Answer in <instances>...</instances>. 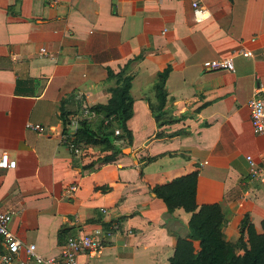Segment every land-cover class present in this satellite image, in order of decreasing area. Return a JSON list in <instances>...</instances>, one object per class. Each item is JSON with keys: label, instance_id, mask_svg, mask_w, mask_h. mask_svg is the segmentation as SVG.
Returning <instances> with one entry per match:
<instances>
[{"label": "crops", "instance_id": "crops-1", "mask_svg": "<svg viewBox=\"0 0 264 264\" xmlns=\"http://www.w3.org/2000/svg\"><path fill=\"white\" fill-rule=\"evenodd\" d=\"M200 3L210 17L197 23L187 0H0V153L15 161L0 169V211L13 212L9 230L41 256L114 224L102 252L79 255V264H168L190 214L167 213L150 189L192 172L195 204L219 206L226 245L241 236L247 246L248 226L262 234L264 173L249 180L244 158L264 167V136L252 133L246 107L259 86L264 109V0ZM240 48L252 57L236 55ZM221 54L232 57L233 72L202 69ZM124 66L130 146L71 154L60 113L67 120L106 104L114 84L106 70ZM166 68L156 126L146 102ZM100 118H89L91 129Z\"/></svg>", "mask_w": 264, "mask_h": 264}, {"label": "trees", "instance_id": "trees-1", "mask_svg": "<svg viewBox=\"0 0 264 264\" xmlns=\"http://www.w3.org/2000/svg\"><path fill=\"white\" fill-rule=\"evenodd\" d=\"M125 68L126 66L116 74L106 70V81L114 83L108 88L110 98L106 104L84 106L89 113L101 117L94 129L90 128L89 118L91 116L80 114L78 128L71 133L67 129L65 114L60 113L61 133L69 136L76 147L94 148L113 155L120 153L118 145L123 143L130 146L132 138L126 129L125 122L131 116L132 100L128 93L131 76L123 75ZM167 74L168 68L157 74L153 87L155 100L152 103L146 102L156 126H160L159 116L165 103L163 85ZM109 116H113V123L103 126L102 119ZM114 126L119 129L120 135L113 136ZM196 175V172H192L150 189L154 197L164 204L167 213L182 209L190 214L187 235L185 238L177 239L168 264H264V220L260 224L262 230L260 235L255 234L251 226L247 227V246L243 243L241 236L234 245H226L220 230L223 216L219 206L217 204L201 206L195 204ZM243 227H245V220L241 223V229ZM193 241L198 243L197 252L193 250Z\"/></svg>", "mask_w": 264, "mask_h": 264}, {"label": "built area", "instance_id": "built-area-1", "mask_svg": "<svg viewBox=\"0 0 264 264\" xmlns=\"http://www.w3.org/2000/svg\"><path fill=\"white\" fill-rule=\"evenodd\" d=\"M192 18L195 22L200 23L210 17L208 10L203 7L200 0H187ZM38 52L42 56H46L47 52L44 48H39ZM236 55L242 58H251L252 53L249 50L240 48ZM201 67L204 71H228L233 72L234 66L230 55L221 54L216 58H211L202 62ZM249 115V123L252 133L258 136H264V109L263 95L260 87L253 89L251 96L246 102ZM79 114L82 116H94L89 113L87 108L80 107L77 115H73L67 119V129L74 133L78 128ZM113 123V116L102 119V125L108 126ZM27 129L40 132L39 124L26 123ZM113 136L120 135L118 128L114 126L112 129ZM62 143L66 146L71 154H79L82 148L76 147L69 136L61 135ZM264 160V150L262 152ZM247 166V174L249 180H255L264 173V167L256 163L251 156H245ZM15 161L11 160L6 152L0 153V169L13 170ZM76 190V186L72 185L65 191L70 194ZM13 212L0 211V244L3 253L0 254V264H79L78 256L84 255L88 258L97 257L105 246L107 240L114 234L117 227L112 224L106 229L99 227L92 228L88 232L78 233L73 237H68L59 249L56 257H43L37 253L33 244H25L19 240L10 230L9 223L12 219Z\"/></svg>", "mask_w": 264, "mask_h": 264}, {"label": "water", "instance_id": "water-1", "mask_svg": "<svg viewBox=\"0 0 264 264\" xmlns=\"http://www.w3.org/2000/svg\"><path fill=\"white\" fill-rule=\"evenodd\" d=\"M127 150H125V152H126Z\"/></svg>", "mask_w": 264, "mask_h": 264}, {"label": "rangeland", "instance_id": "rangeland-1", "mask_svg": "<svg viewBox=\"0 0 264 264\" xmlns=\"http://www.w3.org/2000/svg\"><path fill=\"white\" fill-rule=\"evenodd\" d=\"M96 124V123H95Z\"/></svg>", "mask_w": 264, "mask_h": 264}]
</instances>
